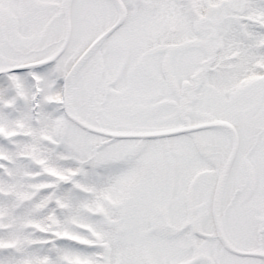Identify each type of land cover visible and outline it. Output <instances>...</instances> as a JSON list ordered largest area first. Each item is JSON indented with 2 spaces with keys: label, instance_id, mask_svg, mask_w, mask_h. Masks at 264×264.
<instances>
[{
  "label": "snow or ice",
  "instance_id": "1",
  "mask_svg": "<svg viewBox=\"0 0 264 264\" xmlns=\"http://www.w3.org/2000/svg\"><path fill=\"white\" fill-rule=\"evenodd\" d=\"M0 264H264V0H0Z\"/></svg>",
  "mask_w": 264,
  "mask_h": 264
}]
</instances>
